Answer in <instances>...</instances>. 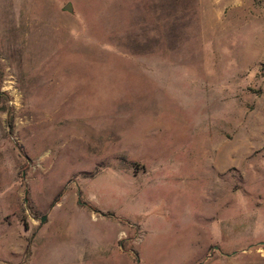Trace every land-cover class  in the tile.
<instances>
[{
  "label": "rangeland",
  "instance_id": "obj_1",
  "mask_svg": "<svg viewBox=\"0 0 264 264\" xmlns=\"http://www.w3.org/2000/svg\"><path fill=\"white\" fill-rule=\"evenodd\" d=\"M0 264H264V0H0Z\"/></svg>",
  "mask_w": 264,
  "mask_h": 264
},
{
  "label": "water",
  "instance_id": "obj_2",
  "mask_svg": "<svg viewBox=\"0 0 264 264\" xmlns=\"http://www.w3.org/2000/svg\"><path fill=\"white\" fill-rule=\"evenodd\" d=\"M65 9H66L67 11H69V12H73V7H72L71 4H67L66 7H65ZM45 220H46L45 217L42 218V223L45 222Z\"/></svg>",
  "mask_w": 264,
  "mask_h": 264
}]
</instances>
